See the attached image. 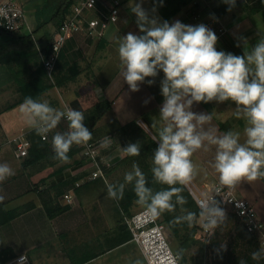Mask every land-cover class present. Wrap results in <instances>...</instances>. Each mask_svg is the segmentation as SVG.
<instances>
[{
  "label": "clouds",
  "instance_id": "clouds-1",
  "mask_svg": "<svg viewBox=\"0 0 264 264\" xmlns=\"http://www.w3.org/2000/svg\"><path fill=\"white\" fill-rule=\"evenodd\" d=\"M144 0L134 3L131 13L139 33L132 31L116 38L120 75L129 92L140 91V85L155 83L162 72L160 94L163 97L157 120L151 123L153 142L157 145L151 157V184L161 185L159 190L149 186L148 175L138 163L133 162L126 171L123 182L105 180L107 198L117 203L124 198L127 186L132 187L135 204L146 214L149 221L165 213H176L171 224H187L191 227L197 220L210 235L227 223L226 210L214 196L205 195L199 200V212L186 208L193 180L203 171L193 156L198 152H213L209 167L217 174L219 193L222 189H234L242 182L264 180V32L257 33L254 45L241 37L243 54L217 50L218 36L207 25L184 24L179 20L171 24L160 21L154 13L143 7ZM231 12L237 0H221ZM161 6L163 0H160ZM115 18V15L113 16ZM212 18H217L212 15ZM237 46H241L240 43ZM152 78V79H146ZM232 102V115L243 121L241 130L223 132L213 126L215 110L195 112L194 105L215 102ZM149 101L145 100V104ZM26 125L44 139L49 133L53 159L68 163V153L75 146L87 147L93 132L85 126L83 111L64 105L51 106L49 101L26 96L18 106ZM62 121L67 122L65 131H55ZM141 128L148 125L137 121ZM114 139L105 135L98 142L100 149H109ZM140 141L129 142L121 147L127 157H139ZM15 174L8 163H0V184ZM226 251V242L220 245ZM184 248L169 249L163 261L157 264H180ZM147 258V257H146ZM253 261L264 259V247L252 252ZM26 255L19 257L17 264H26ZM135 264H141L137 260ZM239 264H246L240 260Z\"/></svg>",
  "mask_w": 264,
  "mask_h": 264
},
{
  "label": "crops",
  "instance_id": "crops-1",
  "mask_svg": "<svg viewBox=\"0 0 264 264\" xmlns=\"http://www.w3.org/2000/svg\"><path fill=\"white\" fill-rule=\"evenodd\" d=\"M134 1L135 3L140 2V0H131L129 4ZM167 5L166 13L170 16L167 21L170 24L179 20L184 24L197 25L198 23L194 21V15L197 13L202 14L207 21L213 19V14L220 19L227 32L224 37L218 39L217 50L233 53L231 44L237 50L236 55H242L243 44L240 38L246 37L249 45H254L258 31L264 32V0H254L252 4L237 3L231 12L220 16L214 11L216 0H168ZM143 7L150 12L155 7L154 14L161 22L166 20L164 14L151 0H144ZM123 22L124 18H121L116 25L111 26L103 40L112 43L116 42L118 36L124 35L123 32L126 31L123 29L125 27ZM209 28L218 36L217 26L213 25ZM134 32L139 33L136 22ZM84 35V33H78L71 36L63 49L62 58L72 65L77 61L75 50L79 49V43L75 38ZM238 43L241 46L238 47ZM113 58L118 59V56ZM117 65V74L104 78L105 81H109L104 87L103 97L100 94L99 99L115 101L112 111L119 119L121 126L141 121L148 125L144 129L151 137V133L155 131L151 129V123L157 120L156 116L159 114V107L163 100L159 87L163 73L161 72L155 78L153 85L149 86L145 82L140 85V91L129 92L127 84L123 83L120 75L119 61ZM34 66L35 64L30 65V68H33L30 72H34ZM18 98L19 92L15 77L10 72L0 70V163L9 165L11 163L12 168L14 162L11 157L15 159L12 140L33 130L22 119L18 108L20 104L7 108ZM145 100L149 102L145 104ZM72 103L86 108V104L81 101L80 97ZM94 103L96 104L97 101ZM234 107L235 105L230 101L222 104L211 102L194 105L193 111L211 112L215 110L212 124L219 132L229 129L242 131L243 121L237 120L232 115L231 109ZM65 126L67 125H59L55 131H63V129L65 131ZM137 141H140L142 146L146 143L145 139L141 138L135 140ZM128 143V141H122L119 148L114 149V155L109 156V160L114 163L108 174L111 183L123 182L124 173L131 170L133 162L138 163L146 175H151L153 149L149 148L139 157L132 159L121 153V147H125ZM212 156L213 152L203 151L193 156L194 162L207 171V175L202 171L192 182L193 186L199 190H204L207 185L212 186L219 183L217 174L208 165ZM69 158L68 163H61L53 159V156H46L44 160L29 164H26L25 160L19 164V161L15 159L20 165L19 176L13 175L10 180L0 184V198L7 204L20 199L22 206L27 209L19 217L4 225L6 226L3 230L5 242L0 246V251L12 250L13 256L27 254L32 264H135L137 260H140L141 264H147L141 248L132 240L131 232L124 223V214H127L125 208L120 202L117 203L107 198L106 185L102 180L84 182L75 190L71 204L64 199V195L74 183L84 181L91 173L87 169L91 167L89 163L80 162V158L71 156ZM238 196L253 205L263 225V231L256 233L247 231L234 209L227 207L226 211H232L234 218L236 217L237 222H240V225L234 228L232 227L234 218L231 214L227 217L226 224L231 225V231L235 233L231 243L232 254L237 256L235 264H239L242 260L241 250L244 245L248 253L246 264H264V259L259 262L251 259L252 252L264 247V181L240 183ZM47 208L51 210L65 208V210L51 218ZM138 208L140 207H133L132 213L139 210ZM220 233L219 227L213 240L217 241ZM222 241H224L223 236L218 245L215 244L216 253L224 251L220 249Z\"/></svg>",
  "mask_w": 264,
  "mask_h": 264
},
{
  "label": "built area",
  "instance_id": "built-area-1",
  "mask_svg": "<svg viewBox=\"0 0 264 264\" xmlns=\"http://www.w3.org/2000/svg\"><path fill=\"white\" fill-rule=\"evenodd\" d=\"M253 2L254 0H237V3L240 4H252ZM121 6V0H77L72 6L71 13L54 33L50 43L43 46L36 38L34 28L27 21L24 5L19 0H0V28L9 32L32 35L43 61L47 77L53 81L68 39L78 33L88 34L89 37L94 39H104L107 30L119 22ZM114 15L115 18H113ZM194 21L198 24L203 23L208 27L217 26L218 39L224 37L227 32L225 25L218 18L207 21L202 17V14L197 13L194 15ZM65 105L74 108L71 104L65 103ZM61 124L67 125V122L62 121ZM49 136L50 133L47 139H42L47 141ZM12 143L15 144L16 158L24 159L29 155L31 142L27 137L24 135L18 136L12 140ZM83 155L91 165L92 171L87 179L76 182L64 195V199L69 204L73 202L75 190L84 182L98 179L103 182L108 181L107 171L114 164L112 160L102 156L97 142L89 141V145L83 147ZM218 186L219 183L212 186L207 185L204 190L190 186V193L196 203L203 199L205 195L214 196L216 200L221 202L223 208L230 206L234 209L249 232H262L263 225L258 219L255 208L248 200L238 196V185L232 190L224 188L217 193L215 189ZM124 223L131 232L132 240L141 248L147 264H157V260L163 261L169 249L174 251L168 238V228L159 218L150 222L143 210L139 209L130 215L124 214ZM199 225L198 239L204 245H210L214 235H210L209 232L203 229L201 221ZM22 255H26L28 258L26 264H32L27 254L14 256L6 262L0 261V264H17L19 257ZM180 264H182V260Z\"/></svg>",
  "mask_w": 264,
  "mask_h": 264
},
{
  "label": "rangeland",
  "instance_id": "rangeland-1",
  "mask_svg": "<svg viewBox=\"0 0 264 264\" xmlns=\"http://www.w3.org/2000/svg\"><path fill=\"white\" fill-rule=\"evenodd\" d=\"M28 1L29 0H19V2L24 5L25 10L27 9ZM130 1L131 0H121L122 6H121L120 17L124 18L123 24H125V27L123 29L126 32L135 31V19H134L135 17L134 14L131 13V8L134 6L135 1L129 4ZM26 14L29 25L35 28L36 20L34 16L31 13H28L27 10H26ZM121 18H119V20H121ZM50 32L53 38V35L56 32L55 29L51 27ZM126 32L123 33L126 34ZM36 38L39 41V36L36 35ZM75 39L79 43V49H77V51L75 50V52L77 53L75 55V58L77 60L76 63L72 65L70 62H67L65 59H63L61 55V61L58 66V70L56 71L54 80L52 81L51 79H49L47 75L44 77L46 83L51 85L52 88L46 94H44L42 100L49 101L51 106L56 108H62L65 105V103L71 104L75 108L72 101L76 100L77 97H80L81 101L86 104V108L84 109L81 106V109L89 113V111L95 106L94 102L96 101L100 102L101 100L99 98L102 96L104 87L109 81L106 80L107 81L106 82L104 78H106L107 76L110 77L113 76L114 74H117V68H118L117 62L119 60L113 58L114 56L115 57L118 56L117 43L115 41H113L112 43L106 42L103 39L96 40L94 38L89 37L88 34L84 36H77ZM114 43L115 45H113ZM41 61L42 60L40 58V62ZM34 64H35L34 72H36L38 68L37 66H39V62L36 61L34 62ZM0 68L2 67L0 66ZM106 101L111 105V107L110 109L107 110L103 118L92 129L93 139L91 141L98 143L101 140V138H103L105 135L112 137L114 139L112 146L109 149H101L102 156H104L106 159H110L109 156L112 157L114 155L115 153L114 149L117 150L119 146L122 144V141L135 142L136 139L142 138V134L140 131H138V129L140 128L145 132L146 130L141 128L137 124V122H135V124L134 122H130L127 125L121 126L119 119L116 117L114 111H112V105L115 103V101L112 102L108 100ZM65 127L67 129V126ZM29 133H24L25 134L24 136L28 138ZM51 136L52 133H50L49 139L47 141L50 142ZM72 149H73L72 150L73 153L71 154L72 158H80L81 160L80 162L84 164L88 163L87 159L83 155L82 146H75L72 147ZM13 153L15 156L14 149H13ZM11 158L14 162L13 163V170L15 172L14 176L17 177L19 176L20 173L19 164L20 162L22 164L26 158L18 159L15 157V159L19 161V164H17L14 157ZM87 169L89 171H92L91 167H88ZM10 178H12V176ZM10 178H8L7 180H10ZM7 180L4 181L3 183L7 182ZM108 182L111 183L109 176H108ZM191 186H193V184H191ZM0 201L5 202L1 198ZM5 203H6L5 204L6 209L9 210L15 207L25 208L24 206H22L21 204L22 200L20 199L19 201L18 200L12 201L8 204L7 202ZM224 209L226 210L227 207H225ZM226 213H227V217L231 214L232 217L234 218V213L232 211H226ZM159 219L162 221L161 216L159 217ZM237 221L238 220L235 217L234 225H232V227L236 228L237 225H240V222L238 223ZM199 223L200 221L198 220L197 237H196L197 241L195 244H193L191 248L185 251V255L182 259V263L183 264H235L237 256L232 254V249H231L232 248L231 243L233 242V236L235 233L231 231V225L225 224L221 226L220 232L222 233V235L220 233V235L217 237V241L213 240L214 238H212L210 245L206 246L198 239V233L200 228ZM5 227L6 226L0 227V246H2L5 242L3 235L4 234L3 230ZM222 236L224 237V241L222 242L223 243L226 242L227 250L216 253L217 251L214 249L215 244L218 245L219 240ZM168 238L171 247L174 251L180 248V242L172 237L169 229H168ZM241 252H242L241 255L242 260L246 261L248 255L246 245L243 246Z\"/></svg>",
  "mask_w": 264,
  "mask_h": 264
},
{
  "label": "trees",
  "instance_id": "trees-1",
  "mask_svg": "<svg viewBox=\"0 0 264 264\" xmlns=\"http://www.w3.org/2000/svg\"><path fill=\"white\" fill-rule=\"evenodd\" d=\"M76 1L77 0H29L27 2L26 10L28 11V13H31L36 20L34 34L39 36V42L41 45L47 46L50 43L52 39V35L50 32L51 27L55 29V31L60 28L63 21L71 13L72 6ZM151 1L159 9V11L164 14L165 19L168 20L170 17L166 13V9H168V0H163L162 6L160 0ZM214 11L218 16L229 12L227 11V5L223 4L221 0H216ZM230 47L233 50V54H237V50L233 48L231 44ZM40 58L41 57L32 35L9 32L0 28V66L2 67L0 68V70L10 72L15 77V82L17 83V89L19 92L18 100L15 103L9 104V106L7 107L8 109L21 104L26 96H32L35 99L42 100L44 94H46L52 88V86L47 84L45 81L44 77L47 74L43 61L40 62ZM36 61L39 62V66H37L38 68L36 72H30V65L34 64V62ZM74 106L77 110L83 111L79 104H74ZM110 107L111 105L105 99H101L100 102H97L95 104V106L89 111V113L83 111L86 116V119L84 121L85 126L88 127L90 131H92L94 126L103 118ZM138 131H140L142 134L141 139H145L146 142L142 146L141 154L146 150H149V148H152L154 150L157 145L153 142L149 134L144 130H141L140 128L138 129ZM28 136L31 142V148L29 150V155L25 159L26 164L39 162L41 160H44L46 156H54L49 141L43 140L42 137L37 135L34 130H32L28 134ZM73 147H75V145ZM72 150L73 149H71L68 153L69 156H71V154L73 153ZM109 172L110 170L107 171L108 174ZM148 178L150 181L149 186L154 187V189L159 190L161 187H166L161 185H152L151 175L148 176ZM183 195L188 200V203L185 207L191 211L198 213V205L194 197L191 195L190 191L186 189ZM119 202L125 208V211L128 215L132 214L133 207L137 205L135 204V196L131 186L126 187L124 198ZM5 204V202L0 201V227L7 225L12 220L19 217L27 209V207H18L9 210L6 209ZM64 210L65 208L56 210L47 208L48 215L51 218L55 217ZM179 214V209H177L176 213L163 214L161 216V219L171 232L172 237L180 242V248H184L186 251L187 249L191 248L197 241L196 237L198 220L191 227H189L187 224L173 226L171 224L173 216ZM13 257L14 256L11 254V251L9 249L0 251L1 262H6Z\"/></svg>",
  "mask_w": 264,
  "mask_h": 264
}]
</instances>
